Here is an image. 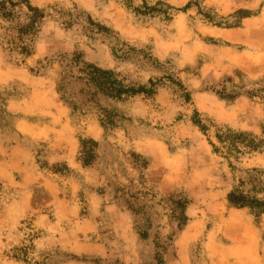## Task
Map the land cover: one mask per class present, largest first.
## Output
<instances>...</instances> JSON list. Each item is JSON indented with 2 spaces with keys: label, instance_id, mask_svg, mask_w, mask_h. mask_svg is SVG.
Segmentation results:
<instances>
[{
  "label": "rangeland",
  "instance_id": "374dc122",
  "mask_svg": "<svg viewBox=\"0 0 264 264\" xmlns=\"http://www.w3.org/2000/svg\"><path fill=\"white\" fill-rule=\"evenodd\" d=\"M12 1L46 18L24 63L0 47V264H264V214L229 202L264 201V148L231 167L192 122L264 144V0ZM88 65L165 79L117 101Z\"/></svg>",
  "mask_w": 264,
  "mask_h": 264
},
{
  "label": "trees",
  "instance_id": "16d2710c",
  "mask_svg": "<svg viewBox=\"0 0 264 264\" xmlns=\"http://www.w3.org/2000/svg\"><path fill=\"white\" fill-rule=\"evenodd\" d=\"M23 7L27 10L25 20L20 21L16 9ZM46 18V12L43 9L34 7L30 2H14L12 0L0 1V47L11 53L22 55L24 63L35 54V39L39 32V23ZM149 60L155 62L153 57ZM34 71V70H32ZM96 89L110 99L123 101L138 95L153 97L156 95L160 84L165 79H149L147 85L126 84L120 75L113 70H104L93 65H88L81 71ZM40 74V72H37ZM172 80L170 77H167ZM182 94L185 100H190V94L186 91L180 82L172 80ZM193 124L198 127L200 132L207 138L209 144L217 155L225 158L231 167L232 161L239 160L242 155L251 153L264 148V144L257 143L251 135L244 132H238L230 127H217L203 119L195 111L192 118ZM212 128L215 131L211 134ZM91 150L89 156H92ZM92 163L90 158L84 160V166L88 167ZM229 202L239 207H250L258 209L264 214V201L249 197L240 193L238 190L232 192Z\"/></svg>",
  "mask_w": 264,
  "mask_h": 264
},
{
  "label": "crops",
  "instance_id": "0c3cea01",
  "mask_svg": "<svg viewBox=\"0 0 264 264\" xmlns=\"http://www.w3.org/2000/svg\"><path fill=\"white\" fill-rule=\"evenodd\" d=\"M12 73H19L17 70H11V74ZM249 242H251L252 243V241H249ZM255 244V243H254ZM249 245V247H250V252H251V256H253V257H255V254L253 253V251H254V249H256V245H254L255 246V248H254V246L253 245H251L250 243L248 244ZM236 256H238V255H236ZM256 259V262H257V264H263L262 263V258H261V256L259 257V258H255ZM230 263V261L224 256V255H219L218 257H217V260H216V264H229Z\"/></svg>",
  "mask_w": 264,
  "mask_h": 264
}]
</instances>
